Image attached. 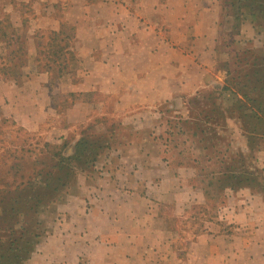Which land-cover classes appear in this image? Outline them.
<instances>
[{
    "label": "crops",
    "instance_id": "1",
    "mask_svg": "<svg viewBox=\"0 0 264 264\" xmlns=\"http://www.w3.org/2000/svg\"><path fill=\"white\" fill-rule=\"evenodd\" d=\"M65 1L70 4L65 17L77 36L73 44L67 34L62 38L77 63L65 91L113 97L109 112L100 106L96 113L107 117L100 128L111 134L100 139L105 145L95 146L91 159L92 169L101 172L69 191L60 208L63 219L39 242L29 264H264V188L225 187L220 220L207 222L205 232L187 242V252L180 253L182 239L160 209L169 206L173 217H192L189 168L163 156L160 147L167 141L159 133L165 131L163 105L198 94L206 75L222 72L216 65L227 51L219 24L231 19L222 5L218 0H49ZM47 21L52 31H62L52 15ZM244 23L240 34L256 49L259 31L250 19ZM26 81L29 92L17 79L8 89L0 77V89L11 100L5 115L18 122L25 120L24 105L44 109L41 99L51 79L43 70ZM85 101L69 109L81 122L91 115ZM118 129L126 132L123 142ZM83 140L89 149L96 143L85 136L77 145ZM88 170L79 176L87 178Z\"/></svg>",
    "mask_w": 264,
    "mask_h": 264
},
{
    "label": "rangeland",
    "instance_id": "2",
    "mask_svg": "<svg viewBox=\"0 0 264 264\" xmlns=\"http://www.w3.org/2000/svg\"><path fill=\"white\" fill-rule=\"evenodd\" d=\"M218 2L231 17H225L219 24L222 46L227 51L221 54L216 65L222 72L206 75V84L198 94L163 105L165 131L159 134L167 143L160 149L164 150L163 156L171 165L180 163L189 168L186 185H192L191 195L195 196L188 210L191 219L173 217L169 206L165 211L159 206L182 239L178 246L180 253L187 252V242H191L194 235L205 232L207 222L220 220L219 211L226 203L225 187L232 185L229 188L233 190L248 187L253 192L264 188V27L249 14L245 15L244 22L250 19L259 31V38L253 40L255 49L240 34L245 23L235 28L238 27L234 18L237 0ZM50 5H53L52 11ZM69 8L68 1L55 5L49 0H0V77L5 79L8 89L18 85L14 83L15 79L19 80L26 92L31 86L25 82L30 74L45 70L51 79L49 92L44 95L46 99H41L44 109L31 110L24 105L20 111L25 120L19 122L5 115L11 100L7 91L0 89V226L13 222L16 230L13 237L20 240L24 248L22 256L30 251L24 264H29L39 242L63 219L60 208L69 200V191H77L80 182H90L99 175L101 171L92 169L91 159L99 148L95 146L105 145L100 139L105 140L111 134L100 128L101 121L107 117H96V113L101 110L100 106L109 112L115 101L113 97L103 99L97 94L84 96L65 91V85L74 78L72 73L77 63L75 60L68 63L69 69L62 71L59 67L62 59L57 61L54 53L59 51L58 45H63L62 38H67L65 34L72 44L77 39L75 26L65 17ZM51 15L60 24V36L52 34L54 31L47 21ZM226 19L229 24L232 21L231 25L225 24ZM51 44H55L54 49ZM220 85L221 88L217 87ZM83 99L91 106V115L81 122L77 113L71 114L69 109ZM37 106L36 103L34 108ZM227 123L229 128L225 127ZM30 125H33L32 129ZM116 134L118 141H125V131L118 129ZM85 136L96 142L90 149L84 140L77 145V141ZM86 169H89L84 173L88 174L87 178L79 176ZM50 172L54 179L60 176L66 183L57 194L34 183L36 179L48 177ZM12 178L23 184L18 189H15L18 184L5 186ZM17 196L20 198L16 207L20 206L21 212H10L11 199ZM36 198L40 200L37 206ZM28 201L31 202L28 204ZM198 201L200 204L196 203ZM33 234L40 235L39 239L33 238ZM8 235L0 232V237Z\"/></svg>",
    "mask_w": 264,
    "mask_h": 264
},
{
    "label": "trees",
    "instance_id": "3",
    "mask_svg": "<svg viewBox=\"0 0 264 264\" xmlns=\"http://www.w3.org/2000/svg\"><path fill=\"white\" fill-rule=\"evenodd\" d=\"M237 3H238L237 13L235 14V16L233 15L236 24L238 25V27L235 28H239L240 24L244 22L246 14H249L251 17H253L256 20V22L261 23V26L264 27V0H237ZM61 33L62 32L59 33L53 32L52 34L53 36H60ZM54 45L55 44H51V47H53ZM68 46L69 44L67 42L64 43L63 45H58L56 49H59V51L54 53V55H56V57L58 58L57 61L62 59L60 62L61 64H59L61 65L59 67L62 69V71L69 69L68 63L75 60L74 54L69 49H67ZM54 48L55 47H53V49ZM62 50L64 51L63 54H61ZM64 53H66L65 54L66 56H64ZM243 97H247V96H243ZM47 176L48 177H46L45 179L41 177V179H39L38 181L36 179L34 183H36L39 188L44 187L46 189H50L52 191V194H57L61 189H64L66 187V183L62 181L63 179L62 177L59 176V177H55L54 179V175L51 172L47 173ZM233 177L234 176H232V178ZM41 183L44 184V186H41ZM15 184H18L15 186V189H18L23 184V182L18 183L17 180H14L12 178V181L6 182L5 186H12ZM228 187L232 188L233 186L230 185ZM19 198L20 197L17 196L11 199L12 206H10V212H18V213L21 212L20 211L21 207L20 206L19 208L16 207L18 205ZM30 202L31 201H28V204ZM39 202H40L39 198H36L35 199L36 206L39 204ZM25 206L28 207L27 205ZM36 206L34 205V207ZM32 209L33 206L29 207V210ZM22 229L25 230V228ZM0 232H4V233L7 232L9 234L8 236L0 237V264H24V261L26 260L27 257L26 255L27 253L29 254L30 251L26 253L25 255L26 257L22 256V253L24 252V248H22L21 243L19 242L20 240L13 237V235L16 233V230L13 227V222L11 221L6 222L4 226H0ZM39 237L40 235L33 234V238L39 239Z\"/></svg>",
    "mask_w": 264,
    "mask_h": 264
}]
</instances>
